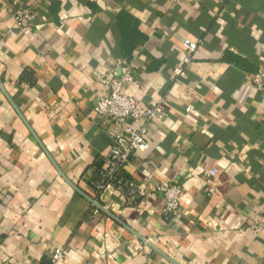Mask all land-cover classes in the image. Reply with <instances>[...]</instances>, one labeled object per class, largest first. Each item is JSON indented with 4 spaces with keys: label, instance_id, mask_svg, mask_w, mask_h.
Masks as SVG:
<instances>
[{
    "label": "crops",
    "instance_id": "1",
    "mask_svg": "<svg viewBox=\"0 0 264 264\" xmlns=\"http://www.w3.org/2000/svg\"><path fill=\"white\" fill-rule=\"evenodd\" d=\"M13 1L36 13L28 35ZM182 38L198 47L178 77ZM123 61L140 83L123 93L165 103L126 163L147 188L135 206L111 189L92 197L111 143L93 107ZM260 70L264 0H2L0 264H50L56 246L63 264H264ZM174 182L166 218L154 184Z\"/></svg>",
    "mask_w": 264,
    "mask_h": 264
},
{
    "label": "built area",
    "instance_id": "2",
    "mask_svg": "<svg viewBox=\"0 0 264 264\" xmlns=\"http://www.w3.org/2000/svg\"><path fill=\"white\" fill-rule=\"evenodd\" d=\"M171 3L180 4L182 0H169ZM2 4V0H0ZM13 27L28 35L32 30V23L36 17L35 11L29 6H20L13 1L8 5ZM181 46L183 53L180 56V64L175 67V76L182 77L187 66L191 63L193 54L198 47L197 42L182 38ZM136 71L126 61L120 63L118 68L110 70L101 84L104 93L94 103L93 111L103 120L104 131L110 137L111 143L106 155L100 161V169L92 180V197L94 201L100 199L106 190L118 192L124 200V204L135 206L137 201L147 193L141 183L131 175L125 173L126 163L137 151H145L149 144L145 140L149 122L162 120L165 116L163 98L156 99L152 104L140 105L133 96L123 93L126 84L139 86ZM254 87L264 90V70L254 73L251 77ZM142 123L138 129H134L129 121ZM213 170L211 173H215ZM154 190L164 196L162 214L168 217L178 211L182 186L178 182L166 185L154 184ZM264 228V222L254 227L257 234ZM65 250L56 246L50 254V264H63ZM18 264V263H14Z\"/></svg>",
    "mask_w": 264,
    "mask_h": 264
}]
</instances>
